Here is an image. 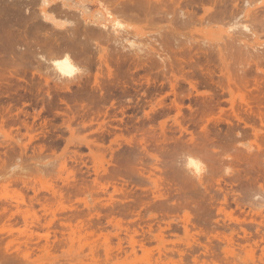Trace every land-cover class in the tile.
Returning a JSON list of instances; mask_svg holds the SVG:
<instances>
[{
	"label": "rangeland",
	"instance_id": "374dc122",
	"mask_svg": "<svg viewBox=\"0 0 264 264\" xmlns=\"http://www.w3.org/2000/svg\"><path fill=\"white\" fill-rule=\"evenodd\" d=\"M166 1L164 0V3ZM233 1L223 0L216 4L205 2L203 6L204 9L208 8V12L204 16L216 15L217 18H221L224 15L222 21H213L209 24L200 20L203 17L201 6L186 5L185 10L188 9L196 14L192 19L195 23L186 28H176L181 35H176L172 39H167L166 29H163L166 24L160 19L161 15H151L145 19L137 17L140 15L138 11L134 12L136 17L132 16L130 9L119 13L121 15L119 18L123 22L126 21V26L132 32L135 31L134 29L137 30L135 34L139 32L138 38L142 33L143 39L152 36L151 40L155 42L154 49L159 50L158 52L156 50L158 54H162H159L162 60L154 54V51L147 55H134L127 49L114 46L107 38L106 40H109L107 42L92 41L85 45L86 54L77 58L80 62L79 66L85 71L83 70L78 82L67 85L59 84L51 77L45 81L43 68L36 64L31 55L22 60L13 58L18 72L10 71L9 65L4 67L5 64L2 63L3 68L0 66V195L4 196L5 193L9 197L12 196L9 199L5 195L7 200L15 202L12 205H15L17 213H21L20 210L22 213L14 214L15 216L8 221L6 217L0 215V263L17 264L15 262L17 259L19 264L23 256H28L31 262L27 264L43 262L63 264L67 256L68 264H131L132 262L133 264H166L167 262V264H246L247 262H249L247 264H264V220L261 215L248 208L260 198L259 194L264 189V58L255 59L254 55L251 59L245 60L234 50L219 54L216 47H211L210 44L212 49L208 44L203 47L200 41L205 33L212 30L220 31L225 36L227 33L225 31L229 29L227 21L230 20ZM241 1L234 2L239 9L243 7ZM260 1L258 6L264 3V0ZM56 3H60V0H56ZM167 3L169 4L167 9L172 12L174 8H170L174 3L167 1L165 4ZM68 4L75 14L79 9H83L86 14L91 15L100 8L97 0H68ZM175 5V10L180 5L183 6L179 1ZM58 8L59 10H56L58 22H63L61 19L65 18V15L68 19L72 17L73 21L75 17H73L74 13L69 12L70 9ZM118 8L116 7V13L112 14L115 17L120 9ZM60 10L62 12H59ZM175 10L173 14L177 15L178 11ZM174 15L171 17L175 18ZM177 21L176 16L173 27H176ZM199 32L203 34L201 37ZM258 33L257 35H261L257 37L262 39L258 42H264V26ZM46 35L47 33L45 37ZM194 36L196 39L192 38ZM226 38L228 37H224L222 42H225ZM159 43L163 45H158ZM256 62L260 63L258 65L260 70L255 67ZM189 84L195 85V91ZM213 101L218 103L217 107L215 105L210 107L215 104ZM203 102L205 104L208 102V106L212 103L209 106V113L208 109L204 108ZM205 106L208 107L207 104ZM149 107L156 110L152 114L153 118L150 116L151 119L143 113V110L148 111ZM178 108L181 109L179 115L176 113ZM211 108L215 112H211L212 115H210ZM204 111L209 117L203 114ZM82 115L84 116L81 117ZM184 129L187 131L183 132ZM157 136L160 139L164 137L162 139L165 141L160 142ZM189 138H192L191 141ZM20 148L21 150L24 148L22 150L24 156ZM187 150L198 154L203 160L199 159L203 163L204 171L206 170L202 175L204 177L207 175L206 179L204 177H201L200 181L185 179L186 172L182 171H184L183 163L187 157ZM156 157L159 159L160 171L152 167ZM38 158L43 159L38 161ZM62 161L67 162L64 167ZM57 167L61 170H55L57 173H53L51 170ZM42 169L47 172H40ZM102 169H106V172H101ZM9 170L17 172L15 173L17 176L13 172L14 175L7 172ZM10 178L12 180L19 178L26 182H23L24 185L19 182L9 183ZM154 180L155 183L151 184ZM54 190L57 193L55 195ZM155 192L157 194H154ZM17 197H19L18 204L20 198L21 202L23 201L22 197L26 199L23 201L25 204L31 202L26 205L27 208L23 203L20 205L23 204L24 208L20 205L18 206L22 209L17 208ZM233 198L237 199V202L232 200ZM242 205L244 206L239 209ZM30 211L31 214H28ZM33 213L35 218L31 216ZM26 214L28 217L25 216ZM30 217L31 221H36L34 222L36 225L29 224ZM183 217L191 228L189 230L186 224L187 232ZM23 219L27 221L26 224ZM35 219L41 221L43 227ZM23 226L25 229L28 227L26 230L31 229L34 232L23 230ZM87 226L92 228L86 229ZM149 229L150 231L152 229V233ZM23 231L26 232L25 235ZM30 232L32 236L29 235ZM77 232L78 235L83 236L82 239L76 236ZM69 234H72L70 239ZM160 234L161 240L158 237ZM117 235L119 238L117 241H120L121 245L116 242ZM37 236L39 240L35 239ZM45 236L49 240L46 239L48 243H44ZM190 236L192 239L189 241ZM133 238L136 251L131 250L130 241H134L131 240ZM196 238L200 240L197 241ZM186 240L188 243L185 242ZM27 242L32 247L26 245ZM66 242L68 245L65 244ZM79 242L82 243L80 247ZM104 242L107 246L103 244ZM196 242V245H192ZM200 242L207 246L199 245ZM104 246L109 248L108 252ZM177 247L181 251H178ZM27 248L30 250L29 253ZM39 248L42 250L38 251ZM158 248L160 250L163 248L162 252ZM205 248L207 252L203 250ZM79 251L84 257H80L82 253ZM122 251L127 255L131 254L124 256ZM25 252L31 255L23 254ZM179 254L182 256L179 257ZM4 255L9 258L8 262L3 258ZM10 255H15V260L14 256L11 259ZM91 256L95 258L92 260ZM183 258L186 260H182ZM87 259L90 261H86Z\"/></svg>",
	"mask_w": 264,
	"mask_h": 264
},
{
	"label": "bare ground",
	"instance_id": "6f19581e",
	"mask_svg": "<svg viewBox=\"0 0 264 264\" xmlns=\"http://www.w3.org/2000/svg\"><path fill=\"white\" fill-rule=\"evenodd\" d=\"M55 1L56 0H0V66L2 65V63L4 62V64H5V66L4 67H7L8 65H9V68H10V71H15V72H18L19 70L18 69H15V67L17 66V65H15L14 64V62H13V58H18V59H20V60H22V59H25V58H27L29 55H31V57H32V59H34L35 60V62H36V64H38V65H40L42 68H43V71H44V79H45V81L48 79V78H53L56 82H58L59 84L61 83V84H63V85H67L68 83H72V82H78L79 81V79L81 78V75L83 74V70H82V68L79 66V64H80V62H78L77 61V58H81V56H82V54H86V48H85V45L86 44H88V43H90V42H92V41H101V40H105L106 42L107 41H109V42H111L112 41V43L114 44V46H117V47H119V48H121V49H123V50H125V49H127L130 53H133L134 55H138V56H141L142 54L143 55H147V54H149V53H151V51L153 52H155L154 54L155 55H158L159 56V58H160V55L159 54H161V53H157L159 50H157V52H156V50L154 49V41H152L151 40V37L152 36H150V37H145L144 39H143V33H142V35L140 34V36L142 37H140V38H138V34H139V32H138V34H135V32H137V30L136 29H134L135 31H133L132 32V30L130 29V28H128L127 26H126V24H125V20H124V22H123V20L122 19H120L119 18V16H121L120 14L122 13V12H124V10L125 9H130L131 10V12H130V10L129 11H127V12H130V13H132L131 15L132 16H134V17H136L137 15L134 13L135 11H138L139 13L138 14H140V15H138L137 17H143V18H148L149 16L151 17V15L152 16H155V15H161L162 17H160V19H162V20H164V22H165V26L163 27V29H166L165 31L167 32V34H166V36H167V39H169V38H174V37H176V35H181V33L178 31V29H176V28H179V27H188V26H191L190 24H193V23H195L194 22V20L192 21V19L194 18V16L196 15V14H193L190 10H185V8H186V5H189V4H191L192 6H201L202 7V9H203V17H201V21H204V22H208V24L210 23V22H215V21H222V17L224 16H221V18H217L216 17V15H213V16H204V14L206 13V12H208V8H206V9H204L205 7L203 6L204 4H205V2H207V3H213V4H216V3H221V2H223V0H186V1H184V0H167L168 2L170 1V3H171V1L174 3V6L176 7V5L175 4H178V1L180 2V3H182V5L183 6H181L180 5V7H178V9L177 10H175V7L174 6H171L172 8H170V9H173L174 8V10H175V12L176 11H178V12H176L177 13V15H174L173 14V11L174 10H172V12H170L168 9H167V7H168V3L167 4H165L164 3V0H121V2H120V0H103V1H101V0H97V2L99 3V5H100V8H99V10H97L96 12H95V14H91V15H88V14H86V12L83 10V9H79L78 11H76V13L77 14H75L74 13V10H73V12L71 11V6H69V4H68V0H60V3H56L55 4ZM239 1V0H238ZM92 2V1H91ZM184 2V3H183ZM237 2V0H234L232 3H233V5L234 6H232L231 7V12H230V20H228L229 19V16H228V19H226V20H228L227 21V24H228V28L229 29H227L228 31H225V36H224V33L222 34L220 31H210L209 33H205V35H204V37H202V38H200V41H201V43H202V45H203V47H204V45H206V44H208V46H209V44H210V46L211 47H216V51L219 53V54H221L222 52H232V51H230V50H234V51H236L237 53H239L238 54V56H243V57H241L240 56V58H245V60H247V59H251V56H254L255 55V59L256 58H259V60H262L263 58H264V44H262V43H264V42H262L261 43V41L260 42H258V40H260L261 38H258L257 36H259L260 37V35H257V33H258V31L260 32V30H261V28L264 26V3H263V5H261V6H258V3L260 2L261 3V1L260 0H242L241 2H242V5H243V7H241V9H239V8H237V6H235V3ZM185 4V5H184ZM212 5V4H211ZM238 5V4H237ZM185 6V7H184ZM240 6V5H239ZM36 7V8H35ZM58 7H67L68 9H70L69 10V12L71 11V14L72 13H74V15H76V16H74L73 15V17H77L76 19L75 18H73V21L71 20L72 19V17H70L71 19H68V17L66 18V16L67 15H65V12H64V14L63 15H65V18H62L61 20H63V22H58V18H57V12H56V10H59V8ZM116 7H119L118 9V14H116V16L117 17H115V16H113L112 14L114 13H116ZM98 8V7H97ZM124 8V9H123ZM169 8V7H168ZM62 9V8H61ZM192 9V8H191ZM63 10V9H62ZM65 11H67V10H65ZM113 11H115V12H113ZM59 12H62L61 10L59 11ZM69 12L67 13V14H69ZM120 13V14H119ZM195 13V12H194ZM221 13H222V11H221ZM59 14V13H58ZM61 15V14H60ZM130 15V14H129ZM128 15V16H129ZM130 15V16H131ZM136 15V16H135ZM172 15H174L175 16V18H173V17H171ZM125 16V15H124ZM131 16V17H132ZM158 16V17H159ZM176 16H177V18H178V21L176 22V27L174 26L173 27V21L176 19ZM216 17V18H215ZM60 18V17H59ZM126 18V17H125ZM129 18V17H128ZM171 18H173V20L171 19ZM127 19V18H126ZM217 19V20H216ZM122 20V21H121ZM224 21V20H223ZM117 22H119V24H121V25H123V27H117ZM63 24H65L64 26H62ZM175 24V23H174ZM206 24V23H205ZM226 24V25H227ZM68 25V26H67ZM194 25V24H193ZM225 25V26H226ZM262 26V27H261ZM260 29V30H259ZM49 32V33H48ZM164 32V31H163ZM197 32V31H196ZM262 32V31H261ZM47 33V35H46V37H45V34ZM198 33V32H197ZM199 34H200V32H199ZM259 34V33H258ZM184 35V34H183ZM195 35H197V34H195ZM201 35H203V34H200L199 36L201 37ZM168 36H170V37H168ZM193 36V35H192ZM198 36V35H197ZM57 37V38H56ZM131 37V38H130ZM224 37H228V38H226L227 40L225 41V42H222V39L224 38ZM106 38L107 39H109V40H106ZM190 38V37H189ZM192 38H195L196 39V36H194V37H192ZM156 39V38H155ZM166 39V40H167ZM165 40V39H164ZM174 40V39H173ZM186 40V39H185ZM194 40V39H193ZM262 40V39H261ZM172 41V40H171ZM170 41V42H171ZM175 41V40H174ZM188 41V40H187ZM250 42H251V44H250ZM186 43V42H185ZM192 43H193V41H192ZM192 43H191V45H192ZM160 44H162V43H159L158 45H160ZM164 44H166V43H164ZM163 45V44H162ZM168 45V44H167ZM99 46V45H98ZM97 46V47H98ZM200 46V45H199ZM209 46V47H210ZM157 47V46H156ZM210 47V48H211ZM158 48V47H157ZM212 49V48H211ZM233 51V54L235 55V52ZM237 53H236V55H237ZM162 55V54H161ZM257 56V57H256ZM65 57H67L68 58V60H69V64H63V63H61V67L60 68H58L57 66H56V61H60V62H62L63 60H64V58ZM161 60H162V58H160ZM253 59V58H252ZM241 60V59H240ZM254 60V59H253ZM77 61V62H76ZM242 61V60H241ZM249 62V61H248ZM260 62H262V61H260ZM79 63V64H78ZM241 63V62H240ZM259 63V62H258ZM7 65V66H6ZM255 67L258 69V70H260L259 69V67L260 66H258V65H260V63L259 64H257V62L255 63ZM1 68H3V66H1ZM70 68H75V69H77V71H74V72H72V74L71 75H66L65 73L66 72H68L69 70H70ZM108 68V67H107ZM256 69V71H258ZM85 71V70H84ZM189 86L191 87V89H193L194 91H195V85H192V84H189ZM264 90V89H263ZM196 92H197V90H196ZM191 94V93H190ZM208 97V96H207ZM174 98V97H173ZM202 98V97H201ZM203 98H205V97H203ZM210 99H211V97H209ZM204 101H206V100H204ZM208 101H209V99H208ZM212 101V100H211ZM210 101V102H211ZM164 102V101H163ZM173 102H175V101H173ZM213 102H215V104H213V106H210V107H214V105H215V107H217V105L216 104H218V103H216V101H213ZM166 103V102H165ZM204 103V102H203ZM159 105H160V103H158ZM205 104V103H204ZM207 104V106H208V102L206 103ZM205 104V105H206ZM250 103H248V105H249ZM156 105H157V103H156ZM156 105H155V107H156ZM163 105V104H162ZM179 105V104H178ZM205 105H203L204 106V108H206V109H208L207 111H208V113H209V106L208 107H206ZM245 105H247V104H245ZM247 105V106H248ZM158 106V105H157ZM177 106V105H176ZM175 106V107H176ZM172 107V106H171ZM180 107V106H179ZM236 107V106H235ZM218 108H220L219 106H218ZM250 108V107H249ZM165 109V108H164ZM175 108H173V110H174ZM206 109H203V110H206ZM212 109L213 108H211V110H210V115H212V113H215V112H213L212 111ZM237 109V108H236ZM168 110H169V108H168ZM181 109L180 108H178L177 109V111H176V113L179 115L180 114V111ZM250 110V109H249ZM156 110L154 109V108H150L149 107V110L148 111H145V110H143V113H144V115L146 116V117H148V119H151V117L153 118V116H152V114L155 112ZM124 112H126V111H124ZM169 112V111H168ZM203 112V111H202ZM205 112V111H204ZM212 112V113H211ZM208 113H203V114H207L208 115ZM106 114V113H105ZM123 114V113H122ZM206 115V116H207ZM84 115H82L81 117H83ZM151 116V117H150ZM163 117V116H162ZM208 117H209V115H208ZM177 118H178V116H177ZM181 118V117H180ZM179 120V119H178ZM151 122V121H150ZM206 124V123H205ZM182 125V124H181ZM183 126V125H182ZM205 127V126H204ZM179 129H180V127H179ZM203 129V128H202ZM174 130V129H173ZM180 131V130H179ZM183 132H186L187 130L186 129H184V130H182ZM182 131H180V132H182ZM206 131H207V128H206ZM192 132V131H191ZM162 133H164V132H162ZM173 134V133H172ZM183 134V133H182ZM163 135V134H162ZM166 135V134H165ZM188 135V134H187ZM186 135V136H187ZM190 135H191V133H190ZM204 135H205V132H204ZM203 135V136H204ZM208 135V134H207ZM173 136V135H172ZM175 136V135H174ZM191 137V136H190ZM157 140H159L160 142H164L165 141V139H162V138H164V137H161V139L157 136ZM183 139V138H182ZM192 139V138H191ZM191 139L189 138V140L191 141ZM180 140V139H179ZM186 141H188V140H186ZM161 143V144H162ZM186 144V143H185ZM196 144V143H195ZM206 146V145H205ZM204 146V147H205ZM20 147H22V146H20ZM163 147V146H162ZM165 147V146H164ZM187 147V146H186ZM190 147H191V145H190ZM26 148V147H25ZM199 148H201V147H199ZM203 148V147H202ZM206 148V147H205ZM24 148H22V150H23ZM187 149H188V147H187ZM20 150H21V148H20ZM22 150H21V154H23V152H22ZM190 150H191V148H190ZM188 151L186 154H187V157H186V160L184 161V171H182V172H186V173H184V175L185 176H187L185 179L187 180V179H189V180H192V179H196L195 181H200L201 180V177L203 178L204 176H202L203 175V173H205V171H204V169H203V163L202 162H200V158H199V156H198V154L196 155V153H193L192 151ZM25 151H26V149H25ZM202 152H203V150H201ZM209 151V150H208ZM204 152H205V150H204ZM26 153V152H25ZM201 153V152H200ZM25 154H23V156H24ZM248 155V154H247ZM253 155V154H252ZM22 156V155H21ZM244 156V155H243ZM245 157V156H244ZM247 157V156H246ZM37 158V157H36ZM76 158V157H75ZM74 158V159H75ZM39 159V158H38ZM37 159V160H38ZM43 159V158H42ZM42 159H39L38 161H40V160H42ZM95 159V158H94ZM200 159V160H199ZM76 161V160H75ZM74 161V162H75ZM154 161V164L152 165V167H153V169L154 170H158V166H159V159H158V157H156V159L155 160H153ZM190 161H191V164H190ZM201 161H203V160H201ZM63 162H65V161H62V167H64L65 166V164L67 163H63ZM36 163V162H35ZM53 163V162H52ZM52 163H49V164H52ZM158 163V164H157ZM46 164V163H45ZM44 164V165H45ZM54 164V163H53ZM52 164V165H53ZM57 164V163H56ZM60 164H61V162H60ZM37 165H40V164H37ZM48 165V164H47ZM35 166V165H34ZM41 166V165H40ZM48 166H50V165H48ZM60 166V165H59ZM206 166V165H205ZM44 167V166H43ZM61 167V166H60ZM197 167L199 168V171H197ZM41 168H42V166H41ZM58 168L59 167H57V169H52L51 171L53 172V173H57L56 171L58 170ZM23 172H24V170L22 169V168H20ZM44 169V168H43ZM40 170V172L42 171H46L47 172V170ZM48 169V168H47ZM64 169V168H63ZM63 169H62V171H63ZM95 169V168H94ZM97 169H98V167H97ZM152 169V170H153ZM20 170V171H21ZM50 170V169H49ZM48 170V172H51V171H49ZM54 170V171H53ZM56 170V171H55ZM61 170V169H60ZM60 170H58V171H60ZM65 170V169H64ZM67 170V169H66ZM100 170V169H99ZM22 171H21V173H22ZM96 171V170H95ZM106 172V169H102L101 170V172ZM158 171H160V170H158ZM208 171V170H207ZM211 171V170H210ZM7 172H13V170L11 171V170H9V171H7ZM6 172V173H7ZM14 174L15 173H17V172H13ZM11 174V175H14V174ZM19 173V172H18ZM38 173V172H37ZM53 173H52V175H53ZM97 173H99V172H97ZM109 173V172H108ZM7 174H9V173H7ZM24 174V173H23ZM23 174H21V175H23ZM47 174V173H46ZM49 174V173H48ZM51 174V173H50ZM59 174V173H58ZM61 174L62 173H60V175L59 176H61ZM207 174V173H206ZM209 174V173H208ZM3 175V174H2ZM6 175V174H5ZM10 174H9V176L10 177H13V176H11ZM16 175V174H15ZM19 175V174H18ZM20 175V176H21ZM56 175L57 174H55V177H56ZM96 175V174H95ZM210 175H212V173L210 174ZM210 175H209V177H210ZM247 175V174H246ZM6 176H8V175H6ZM8 176V177H9ZM17 176V175H16ZM49 176V175H48ZM47 176V177H48ZM54 176V175H53ZM100 176V175H99ZM207 176V175H206ZM205 176V177H206ZM58 177V176H57ZM69 177V176H68ZM204 177V178H205ZM14 178V177H13ZM20 178V177H19ZM19 178H15V179H11L10 180V182L9 183H14V182H16L17 184H18V182L19 183H21V184H23V182L25 181V180H22V179H19ZM59 178V177H58ZM206 179V178H205ZM1 180V179H0ZM6 180H8V179H6ZM64 180H66V179H64ZM9 181V180H8ZM69 181V180H68ZM151 181H153V180H151ZM26 182V181H25ZM24 182V183H25ZM54 182V181H53ZM8 183V184H9ZM152 183H155V180H154V182H151V184ZM15 184V183H14ZM17 184H16V186H17ZM24 185V184H23ZM154 185V184H153ZM152 185V186H153ZM13 186V185H12ZM20 186V185H19ZM156 186V185H155ZM222 186V185H221ZM264 186V185H263ZM263 186H261V187H263ZM154 187V186H153ZM8 188V187H7ZM50 188V187H49ZM221 188V187H220ZM2 189V188H1ZM52 189V188H51ZM154 189V191H155V188H153ZM158 189V187H156V190ZM222 189V188H221ZM3 190V189H2ZM2 190H1V192H2ZM6 190V189H5ZM53 190V189H52ZM55 191V190H54ZM259 191H260V185H259ZM53 192V191H52ZM51 192V193H52ZM158 193H159V190L157 191ZM3 193V192H2ZM8 193V192H7ZM259 193H261V192H259ZM55 194H57L56 193V191L54 192V195ZM154 194H157L156 192L154 193ZM257 194V193H256ZM7 196V194H5L4 193V196ZM10 195V194H9ZM20 195V194H19ZM22 195V194H21ZM52 195H53V193H52ZM259 195H261L260 196V198L259 199H257L255 202H253L251 205H249L248 206V208H250V211H252V212H255L256 214H259V215H261L262 216V220H264V189H263V191H262V193L261 194H259ZM3 195H0V215H1V217H6L7 218V221L10 219V218H12V217H14L15 215L14 214H16L17 213V209H16V207H15V205L13 206L12 204H14L15 202H10V200H7V198H6V196L4 197ZM34 196H36V195H34ZM7 197H9V196H7ZM15 197V196H14ZM24 197V196H23ZM23 197H22V200L24 201H26V199H23ZM56 197V196H55ZM54 197V198H55ZM10 198H12V196L11 197H9V199ZM18 198L19 197H17V199H16V205H17V208H20V206H22L23 204H24V206L27 208V206L26 205H29V203L31 202H28V203H24L23 201L21 202V198L19 199V201H20V203L18 204L17 203V200H18ZM38 198H39V196H38ZM44 198V197H43ZM34 199V198H33ZM32 199V200H33ZM41 199V198H40ZM45 199V198H44ZM13 200H14V198H13ZM30 200V199H29ZM57 200V199H56ZM232 200H235L234 198L232 199ZM35 201V200H34ZM236 202H237V199L235 200ZM247 201V200H246ZM249 201V200H248ZM33 202V201H32ZM46 202H47V200H46ZM109 202V201H108ZM234 202V201H233ZM236 202H235V204H236ZM21 203H23L22 205H20ZM244 204V203H243ZM247 204V203H246ZM250 204V203H249ZM18 205H20V206H18ZM236 205H238V206H240V204L238 203V204H236ZM235 206V205H234ZM244 205H242L240 208L239 207H236V208H239V209H241L242 207H243ZM13 207L15 208V209H13ZM22 208H24L23 206H22ZM22 208H20V209H22ZM24 210V209H23ZM26 210H28V209H26ZM30 210V209H29ZM21 211V213H22V210H20ZM25 212V211H24ZM23 212V213H24ZM87 212V211H86ZM135 212V211H134ZM19 213V212H18ZM17 213V214H18ZM21 213H19V215L21 214ZM26 213H27V211H26ZM31 214V211L30 212H28V214ZM83 213H84V211H83ZM232 213V212H231ZM242 213H244V212H242ZM28 214H26L25 216H27ZM189 214V213H188ZM188 214H186V215H188ZM255 214V215H256ZM18 215V216H19ZM23 215V214H22ZM33 215H34V213L31 215L32 217H33ZM232 215V214H231ZM254 215V216H255ZM56 216V215H55ZM134 216V215H133ZM139 216V215H138ZM185 216V215H184ZM20 217V216H19ZM28 217V216H27ZM40 217V216H39ZM186 217V216H185ZM185 217H183V219L185 218ZM188 217V216H187ZM249 217V216H248ZM33 218H35V217H33ZM37 218V217H36ZM189 218V217H188ZM191 218V217H190ZM237 218V217H236ZM22 219V218H21ZM26 219V218H25ZM25 219H23L24 220V222H25ZM39 219V218H38ZM56 219V218H55ZM61 219V218H60ZM60 219H58V220H60ZM251 219V218H250ZM29 219L27 218V221H28ZM35 220H37V219H35ZM42 220V219H41ZM44 220V219H43ZM46 220V219H45ZM54 220V219H53ZM93 220V219H92ZM185 220V219H184ZM26 221V222H27ZM29 221H31V217H30V220ZM28 221V222H29ZM49 221H51V220H49ZM67 221V220H66ZM183 221V220H182ZM24 222H23V224H24ZM26 222H25V224H26ZM33 222V223H32ZM36 223V221H31V223H29V224H35ZM37 222H39L38 220H37ZM41 222V221H40ZM38 223V224H40L41 225V223ZM46 222V221H45ZM44 222V223H45ZM48 222V221H47ZM46 222V223H47ZM55 222V221H54ZM57 222V221H56ZM111 220H110V224H111ZM185 222V231L187 232L188 230H187V228H186V224H187V227H188V223H187V220H185L184 221ZM189 222V221H188ZM192 224H193V222L192 221H190ZM238 222V221H237ZM261 222V221H260ZM5 223V222H4ZM11 223V222H10ZM79 223V222H78ZM77 223V224H78ZM98 224H99V222H97ZM190 223V224H191ZM24 224V225H25ZM28 224V223H27ZM47 224H49V223H47ZM56 224V223H55ZM54 224V225H55ZM90 224V223H89ZM88 224V225H89ZM92 225H93V223H91ZM191 224V225H192ZM261 224H263V223H261ZM8 225V224H7ZM13 225V224H12ZM18 225V224H17ZM36 225V224H35ZM34 225V226H35ZM95 225V224H94ZM184 225V224H183ZM254 225V224H253ZM42 226V225H41ZM48 226V225H47ZM76 226V225H75ZM78 226H79V224H78ZM85 226V225H84ZM84 226H82V227H84ZM91 226V225H90ZM131 226H133V225H131ZM130 226V227H131ZM148 226V225H147ZM154 226V225H153ZM3 227H4V225H3ZM13 227V226H12ZM15 227V226H14ZM22 227V226H21ZM24 227V226H23ZM25 227H26V225H25ZM25 227L23 228V230L25 229ZM43 227V226H42ZM56 227V226H55ZM77 227V226H76ZM88 227V226H87ZM86 227V229H91L92 227H88L87 228ZM149 227V226H148ZM160 227V226H159ZM184 227V226H183ZM193 227V226H192ZM197 227H199V224L197 225ZM28 228V227H27ZM26 228V229H27ZM31 228H36V227H31ZM71 228V227H70ZM105 228V227H104ZM150 228V227H149ZM158 228V227H157ZM156 228V229H157ZM176 228V227H175ZM174 228V229H175ZM188 228H190V227H188ZM193 228H196V226L195 227H193ZM25 229V231H31V232H34L33 230H31V229H28V230H26ZM37 229H38V227H37ZM36 229V230H37ZM45 229H47V228H45ZM52 229H54V228H52ZM73 229H75V232H76V228L74 227ZM86 229H84L85 231H88V230H86ZM179 229V228H178ZM181 229V228H180ZM196 229H198V228H196ZM195 229V230H196ZM202 229V228H201ZM206 229H207V227H206ZM1 230V229H0ZM19 230V229H18ZM17 230V231H18ZM39 230V229H38ZM54 230H56V229H54ZM68 230V229H67ZM105 230V229H104ZM164 230H165V228H164ZM183 230H184V228H183ZM189 230H191V228L189 229ZM4 231V230H3ZM6 231V230H5ZM4 231V232H5ZM44 231V230H43ZM129 231V230H128ZM194 231V230H193ZM199 231V230H198ZM201 231V230H200ZM21 232V231H20ZM24 232V231H23ZM31 232H30V236H32L31 235ZM38 232V231H37ZM71 232H72V229H71ZM79 232V231H78ZM78 232H77V235L76 236H80V237H78V238H81V234L80 235H78ZM82 232V231H81ZM141 232V231H140ZM149 232H151L152 233V229H151V231H150V229H149ZM160 232H161V230H160ZM209 232V231H208ZM213 232V231H212ZM244 232V231H243ZM25 233L26 232H24V235H25ZM73 233V232H72ZM80 233V232H79ZM162 233V232H161ZM200 232H198V234H199ZM202 233V232H201ZM245 233V232H244ZM257 233H258V231H257ZM259 233H260V231H259ZM2 234V233H1ZM20 234V233H19ZM33 234V233H32ZM73 234H75V233H73ZM86 234V233H85ZM109 234V233H108ZM143 234V233H142ZM188 234V233H187ZM5 235V234H4ZM21 235H22V232H21ZM27 235V234H26ZM128 235V234H127ZM220 235V234H219ZM10 236V235H9ZM11 236H14V235H11ZM30 236H29V238H30ZM36 236V235H35ZM71 236V237H70ZM110 236H111V234H110ZM109 236V237H110ZM144 236V235H143ZM185 236H187V235H185ZM196 236H198V235H196ZM43 237V236H42ZM51 237V236H50ZM119 237H120V235H119ZM131 237V236H130ZM146 237V236H145ZM154 237V236H153ZM158 237H160V239L159 240H161L162 239V235L160 234ZM200 237V236H199ZM244 237V236H243ZM11 238V237H10ZM9 238V239H10ZM17 238H20V237H17ZM36 238H38V236L37 237H35V239ZM70 238H72V234L70 235L69 234V239ZM76 238V237H75ZM75 238H73V239H75ZM82 238H83V236H82ZM81 238V239H82ZM86 238V237H85ZM114 238H115V236H114ZM125 238V237H124ZM132 238V237H131ZM155 238V237H154ZM193 238H195V237H193ZM213 238V237H212ZM6 239V238H5ZM12 239V238H11ZM34 239V240H35ZM40 238H38L37 240H39ZM46 236H45V240H44V238H43V240H44V243H46L47 241H46ZM51 239V238H50ZM68 239V240H69ZM81 239H77V240H80L81 241ZM108 239H110V238H108ZM108 239H107V241H108ZM117 239L119 240V238H118V235H117V238H116V242H118L117 241ZM192 239V237L190 236L189 237V241ZM197 239V238H196ZM195 239V240H196ZM220 239V238H219ZM0 240H1V237H0ZM21 240H22V236H21ZM32 241H33V239H31ZM48 240V239H47ZM77 240H76V242H77ZM131 240H134V238L133 239H131ZM145 240V239H144ZM147 240H149V239H147ZM200 240V239H199ZM198 239H197V241H199ZM212 240V239H211ZM242 240V239H241ZM26 241V240H25ZM28 242H31V241H29V240H27ZM49 241V240H48ZM70 241V240H69ZM73 241H75V240H73ZM85 241V240H84ZM87 241V240H86ZM104 241V240H103ZM130 241V240H129ZM163 241H164V239H163ZM247 241V240H246ZM264 241V240H263ZM2 242H3V240H2ZM19 242V241H18ZM28 242L26 243V245H28ZM75 242V243H76ZM93 242V241H92ZM120 242V241H119ZM118 242V243H119ZM139 242V241H138ZM158 242V241H157ZM185 242H187L188 243V241L186 240ZM192 242H195V241H192ZM202 242V241H201ZM199 243V245H201V244H203V245H201V246H203V247H206L207 245H205L204 246V243ZM205 242V241H204ZM240 242V241H239ZM35 243V242H34ZM43 243V242H42ZM43 243V244H44ZM48 243V242H47ZM62 243H63V241H62ZM68 242H66L65 244H67ZM82 243H83V241H82ZM81 243V244H82ZM86 243V242H85ZM89 243V242H88ZM106 242H104L103 244L105 245V246H107L106 244H105ZM108 243H110V242H108ZM107 243V244H108ZM134 243H135V240L134 241H130V244H131V250L132 251H136L135 250V248H134ZM147 243V242H146ZM149 243H150V240H149ZM148 243V244H149ZM155 243V242H154ZM187 243H185V244H187ZM190 243V242H189ZM215 243V242H214ZM263 243V242H262ZM1 244V243H0ZM32 244V243H31ZM43 244H42V246H43ZM79 244V247H80V242L78 243ZM102 244V245H103ZM111 244V243H110ZM144 244V243H143ZM197 244V242L194 244V243H192V245H196ZM207 244H209V243H207ZM229 244V243H228ZM18 245V244H17ZM24 245H25V243H24ZM30 245V244H29ZM28 245V246H29ZM39 245H41V243L39 244ZM63 245V244H62ZM68 245V244H67ZM67 245H65L66 247H67ZM75 245H77V243L75 244ZM86 245V244H85ZM87 245H89V244H87ZM119 245H121V243H119ZM142 245V244H141ZM165 245V244H164ZM236 245V244H235ZM16 246V245H15ZM31 247H32V245H30ZM38 246V245H37ZM47 246H48V244H47ZM64 246V247H65ZM90 246V245H89ZM88 246V247H89ZM104 246V247H105ZM144 246V245H143ZM163 246V245H162ZM166 246V245H165ZM172 246V245H171ZM186 246V245H185ZM184 246V247H185ZM200 246V247H201ZM209 246V245H208ZM231 246V245H230ZM31 247H29V248H31ZM33 247H35L36 248V246H33ZM49 247H50V245H49ZM54 247V246H53ZM86 247V246H85ZM92 247V246H91ZM90 247V248H91ZM109 247H110V245H109ZM116 247V246H115ZM119 247V246H118ZM136 247V246H135ZM141 247V246H140ZM170 247V246H169ZM194 247H196V246H194ZM202 247V248H203ZM9 248V247H8ZM25 248H26V246H25ZM38 248V247H37ZM43 248H44V246H43ZM48 248V247H47ZM46 248V249H47ZM60 248H61V246H60ZM73 248L75 249L76 247L73 245ZM73 248H71V250H74ZM89 248V249H90ZM92 248H94V247H92ZM91 248V249H92ZM95 248H96V246H95ZM106 248V247H105ZM159 248H160V246H159ZM158 248V249H159ZM172 248V247H171ZM182 248V247H181ZM208 248V247H207ZM210 248H211V246H210ZM214 248V247H213ZM212 248V249H213ZM2 249H4V248H2ZM20 249H21V247H20ZM23 249V248H22ZM28 249V248H27ZM41 248H39V249H37L38 251H41L40 250ZM51 249H52V247H51ZM101 249V248H100ZM109 249V248H108ZM107 248H106V251L108 252L109 250H108ZM112 249V248H111ZM124 249V248H123ZM163 249V248H162ZM161 249V250H162ZM165 249V248H164ZM176 249V248H175ZM186 249H187V247H186ZM189 249V248H188ZM209 249V248H208ZM215 249V248H214ZM9 250V249H8ZM32 250H34V249H32ZM44 251H45V248L43 249ZM71 250H70V255H71ZM77 250V249H76ZM86 250H88V248L86 249ZM94 250H97V249H94ZM120 250V249H119ZM160 250V249H159ZM160 250V251H161ZM177 250H178V247H177ZM185 250V249H184ZM190 250V249H189ZM199 250H201L200 248H199ZM203 250H205L206 252L208 251V250H206V248L205 249H203ZM18 251V250H17ZM29 249H28V253H29ZM37 251V252H38ZM54 251V250H53ZM104 251V250H103ZM116 251V250H115ZM178 251H181V250H178ZM177 251V252H178ZM188 251V250H187ZM186 251V253H189V252H187ZM192 251V250H191ZM194 248H193V253H194ZM15 252V251H14ZM19 252H20V250H19ZM43 252V251H42ZM67 252V251H66ZM73 252H75V251H73ZM79 252H81V251H79ZM84 252V251H83ZM89 252V251H88ZM91 253H92V250L90 251ZM89 252V253H90ZM114 252V251H113ZM117 252H118V250H117ZM116 252V253H117ZM121 252V251H120ZM162 252V251H161ZM164 252V251H163ZM166 252V251H165ZM182 252H184V251H182ZM5 253V252H4ZM12 253V252H11ZM26 254V252L25 253H23V254H26V255H29V254ZM82 253V252H81ZM80 253V254H81ZM88 253V254H89ZM96 253H98V252H96ZM103 253V252H102ZM110 253V252H109ZM122 253H123V251H122ZM133 253H135V252H133ZM152 253V252H151ZM153 253H154V251H153ZM179 253V252H178ZM177 253V254H178ZM181 253V252H180ZM193 253H189V254H193ZM208 253H210V252H208ZM1 254H3V253H1ZM7 254V253H6ZM19 254V253H18ZM21 254V253H20ZM33 254V253H32ZM49 254V253H48ZM95 254V253H94ZM106 254V253H105ZM104 254V255H105ZM125 254L127 255V253H123V255L125 256ZM129 254H131V253H129ZM128 254V255H129ZM181 254H183V253H181ZM181 254H179L178 256L179 257H181L182 255ZM188 254V255H189ZM216 254V253H215ZM9 255V254H8ZM31 255V254H30ZM29 255V256H30ZM35 255V254H34ZM66 255H68V254H66ZM69 255V256H70ZM74 255V254H73ZM84 254L82 253V255L80 256V257H82ZM86 255V254H85ZM110 255V254H109ZM117 255H119V254H117ZM127 255V256H128ZM133 255V254H132ZM135 255H136V253H135ZM160 255V254H159ZM165 255L167 256V252L165 253ZM165 255H163V258H164V256ZM168 255H170L169 253H168ZM173 255V254H172ZM250 255H251V253H250ZM3 256V255H2ZM12 256H14V258L12 257ZM18 256V255H17ZM22 256V255H21ZM20 256V257H21ZM36 256V255H35ZM75 256H77V254L75 255ZM87 256V255H86ZM90 256V255H89ZM95 256V255H94ZM97 256V255H96ZM95 256V257H96ZM106 257H107V255H105ZM112 256V255H111ZM134 256V255H133ZM146 256V255H145ZM162 256V255H161ZM184 256V255H183ZM187 256V255H186ZM201 256V255H200ZM199 256V257H200ZM214 256V255H213ZM212 256V257H213ZM9 257V256H8ZM10 257H11V259L13 258L14 260H15V255H10ZM20 257H19V259H20ZM71 257V256H70ZM78 257H79V255H78ZM84 257V256H83ZM95 257H93V258H95ZM113 257V256H112ZM130 257V256H129ZM135 257V256H134ZM168 257V256H167ZM166 257V258H167ZM174 257V256H173ZM196 257H198V256H196ZM3 258H5V260L7 261L8 259H7V257H5V255H4V257ZM3 258H1V259H3ZM30 258V257H29ZM66 258V261H67V256L65 257ZM91 258H92V256H91ZM93 258H92V260H93ZM115 258V257H114ZM128 258V257H127ZM126 257H125V259H127ZM142 258V257H141ZM162 257H160V259H161ZM201 258V257H200ZM222 258V257H221ZM70 259H72V258H70ZM80 259V258H79ZM104 259V258H103ZM110 259H112V258H109V260ZM119 259V258H118ZM148 259H149V257H148ZM168 259V258H167ZM166 259V260H167ZM181 259V258H180ZM186 260V258H183L182 260ZM195 259V258H194ZM199 259V258H198ZM228 259H230L229 257H228ZM254 259V258H253ZM5 260H3V261H5ZM17 260V259H16ZM15 260V262L18 264V262ZM36 260H38V259H36ZM82 260H83V258H82ZM89 259H87L86 261H88ZM109 260H107V261H109ZM234 260H235V258H234ZM5 261V262H6ZM31 262V260L29 259L28 260V256H23V258L21 259V260H19V264H27L28 262ZM32 261H34V260H32ZM65 261V260H64ZM65 261V262H66ZM68 261H69V259H68ZM77 261V260H76ZM90 261V260H89ZM99 261V260H98ZM149 261V260H148ZM2 262V261H1ZM8 262V261H7ZM12 262V261H11ZM57 262V261H56ZM61 262V261H60ZM63 263V264H68L69 262H66V263ZM72 262H74V261H72ZM71 262V263H72ZM92 262V261H91ZM94 262V261H93ZM92 262V263H93ZM185 262V261H184ZM187 262V261H186ZM188 262H190L189 261V258H188ZM194 262H195V260H194ZM196 262H198L197 261V259H196ZM200 262V261H199ZM224 262V261H223ZM8 263H10V262H8ZM8 263H6V264H8ZM13 263V262H12ZM102 263V262H101ZM108 263V262H107ZM122 263V262H121ZM166 263V262H165ZM168 263V262H167ZM166 263V264H167ZM247 263H249V262H247ZM246 263V264H247ZM0 264H2V263H0ZM4 264V263H3ZM11 264V263H10ZM15 264V263H14ZM42 264H45L44 262L42 263ZM130 264V263H129ZM131 264H133V262L131 263ZM158 264V263H157ZM170 264V263H169ZM173 264V263H172ZM184 264V263H183ZM225 264V263H224ZM230 264V263H229Z\"/></svg>",
	"mask_w": 264,
	"mask_h": 264
},
{
	"label": "snow or ice",
	"instance_id": "6c2138e0",
	"mask_svg": "<svg viewBox=\"0 0 264 264\" xmlns=\"http://www.w3.org/2000/svg\"><path fill=\"white\" fill-rule=\"evenodd\" d=\"M117 27H123V25H121V24H119V22H117ZM55 63H56V66H57L58 68H60V67H61V63H63V64H69V60H68L67 57H65L64 60H63L62 62H60V61H56ZM74 71H77V69H75V68H70V70H69L68 72H66L65 74H66V75H71L72 72H74ZM190 164H191V161H190ZM197 171H199V168H198V167H197Z\"/></svg>",
	"mask_w": 264,
	"mask_h": 264
}]
</instances>
